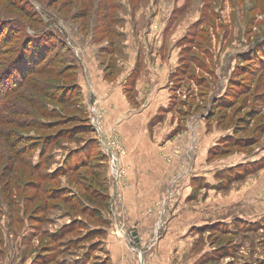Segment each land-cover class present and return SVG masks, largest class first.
<instances>
[{
    "label": "rangeland",
    "instance_id": "obj_1",
    "mask_svg": "<svg viewBox=\"0 0 264 264\" xmlns=\"http://www.w3.org/2000/svg\"><path fill=\"white\" fill-rule=\"evenodd\" d=\"M172 14L174 36L166 37V48L168 53L173 46L179 50L180 71L169 85L172 109L150 133L152 138L163 133L165 143L175 141L180 172L157 208L140 204L133 209L126 198L132 188L128 174L115 183L110 159H96L103 154L99 142L90 166L58 172L69 153L85 143L92 147L98 139L85 129L90 121L81 119L89 118L88 111L81 115L75 102H55L53 95L74 83L68 67L76 63L63 50L65 44L81 65L84 59L94 62L105 81L119 82L130 73L138 48L146 52L147 44L151 48L161 42ZM0 15L4 24L13 19L22 29L13 33V39L22 38L18 47L14 40V47L3 49L0 74L19 63L24 53L19 45L35 31L47 32L49 61L59 62L45 65L43 75H29L30 82L7 99L0 113V264H264V0H0ZM121 33L130 51L117 55ZM154 65L144 73L140 95H157L158 83L166 78ZM128 85L123 96L139 107L137 97L129 100ZM236 85L242 86L237 98L229 93L239 89ZM88 93L94 100L92 86ZM94 106L101 112L103 131L120 135L105 129L107 110ZM142 114L138 110L133 120ZM194 118L201 125L188 130ZM80 129L86 132L78 137L80 143L58 140ZM120 136L123 164L127 151ZM43 140L61 144L52 149L54 161L33 170L29 164L37 166L36 143ZM209 145L214 149L210 159L208 152L204 157ZM28 152L34 153L29 162ZM186 176L188 182L198 178L194 186L190 180L188 195V182H181ZM105 180L112 199L102 212L103 227L83 210H92L86 198L93 193L101 197L99 185L105 188ZM174 186L179 188L173 205ZM66 227L68 233H62Z\"/></svg>",
    "mask_w": 264,
    "mask_h": 264
},
{
    "label": "crops",
    "instance_id": "obj_2",
    "mask_svg": "<svg viewBox=\"0 0 264 264\" xmlns=\"http://www.w3.org/2000/svg\"><path fill=\"white\" fill-rule=\"evenodd\" d=\"M168 23L169 21H166L161 37L162 40L156 47L153 44H149L151 45V48H149L147 44L146 52L142 48H138V54L137 56L135 55L136 58L133 67L127 68L126 74L130 73L121 81L119 80V82L117 81L115 83L105 81L100 67L95 65L94 62L91 63L89 61L87 64L86 61L85 63V59L82 62V69L79 76V85L82 89L84 104L87 111L88 106L93 105L94 102L104 107V109L107 110V117L104 124L105 129L108 131L117 129L124 139L127 156L123 164L129 169L127 181L132 186V188L127 191L128 194H126V198H129L131 201L133 209H137L140 204L157 208L156 203L160 199H164L167 193L169 194L173 185L172 182L175 176L180 172L181 164L178 163L180 161V154H177L180 150L174 149L175 141L168 142L166 140L167 142L165 143V135L163 133L153 138L150 133V122L159 115L161 109L167 108L170 102V77L177 69L179 61V50L175 48V46L171 48V51L169 49V53L167 52L166 37H168V35L174 36L171 34L173 29L167 31L169 33H166V30L169 29ZM127 48L128 47L124 49L125 53L130 51V49ZM152 48L156 51H153ZM174 59L176 63L172 64ZM91 60L95 61L94 58ZM137 63H140L142 66V71L136 83V97L139 107L132 106L123 96L124 86L133 73V70L136 68ZM154 64H157L160 70L167 73L166 78L163 80V83H158V86H160L156 89L157 95L154 96L152 94L149 97L140 95L139 84L142 80L144 81V73L151 71L153 69L151 66H156ZM158 77L159 76H157L155 72V78L157 79ZM90 86H92L95 93L94 100L89 93L87 94ZM138 110L141 112L143 110L142 119L135 122V120H133V114L138 113ZM142 120H144V128L141 126L139 127ZM190 125L200 126L201 123L198 119L194 118L190 121L187 128L188 130H190ZM139 130L140 133H138ZM197 136L199 138L198 140H200L201 134ZM210 146L211 145L205 150L204 157H207ZM186 177H182L183 180H181L184 185L188 182V177ZM191 179L192 176L189 178L188 186L186 187L187 195L189 194ZM174 187L175 190L172 192L173 195L171 198V204L173 205L176 203L173 199L180 185L179 187ZM176 211L178 210L175 209V212ZM153 217L155 218L156 214L149 218Z\"/></svg>",
    "mask_w": 264,
    "mask_h": 264
},
{
    "label": "trees",
    "instance_id": "obj_3",
    "mask_svg": "<svg viewBox=\"0 0 264 264\" xmlns=\"http://www.w3.org/2000/svg\"><path fill=\"white\" fill-rule=\"evenodd\" d=\"M185 9H178L177 11H179V13H182ZM3 15H0V17H2ZM174 15L172 14V16L170 17L169 23H168V30H166V33H168L167 31H169L172 27V25L174 23H176V17H173ZM5 17V16H3ZM7 20L9 21L8 24H4V20H1L0 18V57L4 56L3 54V49H6L5 47L8 45H12V47H14L13 45L20 39V37L14 38V32L16 31H21L22 29L17 27L16 24L11 23L13 21V19H9L7 18ZM122 21V20H121ZM120 21V22H121ZM124 21V20H123ZM200 24V20L197 21L192 28H196L198 25ZM55 30V29H54ZM57 36L59 35V37L63 40L65 35L58 30L53 31ZM39 32L35 31V33L33 35H28V37L22 41V43L19 45L20 46V53L24 52L21 55V58L19 60V63L15 66H11V68L2 71V73L0 74V113L5 111L6 106V101L7 99H10L11 97H13L19 90L23 89V87H25L26 84H28L30 82V80H28V78L30 79V77H34V75H43L45 74V65L47 64H51V62H54L55 64H59V62H55L54 60H50L49 61V55L51 54V51H49L50 47L47 46V41L48 39H46L48 36L45 37V35L47 34L46 31H43L41 34H38ZM120 35V34H119ZM51 38H53V36H50ZM56 38V37H55ZM124 38V34L121 33L120 35V42L117 44V46H115V50H114V54L117 55H121L124 52L125 46H123V42L122 39ZM13 39V40H12ZM14 40L16 41L14 43ZM18 41L15 46L17 45L18 47V43L20 42ZM65 41V39H64ZM66 43V42H65ZM178 47V46H177ZM63 49L64 51H66V53H69L68 57H71L72 60L76 63V65L72 64L73 68H69L68 69L70 71H73L72 73H74V83L71 87H69L67 90H64L63 93H60L61 95H53L54 97L57 98H53L55 100V102H60V103H66V104H71L74 102L77 104V107L79 109V112L81 113V115H85V111L87 112L86 106L84 104V98H83V93H82V89L79 85V76L81 73V69H82V65L79 63L78 59L75 56L74 50L71 47L70 44H65ZM61 51L58 50L57 54L60 53ZM264 57V56H261ZM17 58V56H16ZM64 60V59H63ZM262 61V59L260 60ZM23 63V65H22ZM116 67V66H115ZM53 67L50 66L49 69H52ZM179 70L180 66L177 67ZM175 70V72H173L171 74L170 77V84H171V80L173 78L174 75L178 74V72ZM31 71V74H28V72ZM48 71V70H47ZM75 71V72H74ZM142 71V66L140 63H137L136 68L133 70V73L131 74V76L128 78L126 85H128L129 88V100L130 101H136V83L137 80L140 76V73ZM29 75H31L30 77H28ZM33 75V76H32ZM111 76V74L109 75ZM233 81V80H232ZM18 84H20L18 87H16ZM234 87V86H232ZM236 87H238L239 89H235L229 92L230 94H232L233 97H236L239 95L238 93L240 92V87L242 86H238L236 85ZM17 88V89H16ZM244 88V87H243ZM242 88V90H243ZM171 94H172V88H170ZM247 91V90H246ZM133 95V96H132ZM52 97V96H51ZM173 95L170 98V102L172 101ZM170 104H168L167 108L161 109L159 112V115L156 116L151 122H150V128L154 127L156 124L160 123L162 120L161 118L163 117L162 115L168 113L171 111L172 109V105L169 106ZM85 113V114H84ZM88 114V112H87ZM36 117V116H33ZM81 119L84 120H88L89 118L87 116L82 117ZM43 126H47L49 124L43 123L41 124ZM85 129L89 130L88 133L89 134H95V129L90 125V124H86L85 125ZM84 130H78V131H74L72 133V135H63L62 138L58 137V140L61 141H65V140H70L71 142H76L77 144L80 143V140H78V137L81 136L82 134H86V132H83ZM176 133V131H175ZM54 136H56L55 134H53ZM46 137H53L52 135L50 136H46ZM54 139V138H51ZM60 142V141H59ZM59 142H54L52 144H49L48 142H45L44 140L36 143L37 145V149H39V160L37 162V166L35 165H30V168L33 170H39L40 168H44L46 166L49 165V163H51V161H54V153L56 151L52 150L53 147H58V143ZM98 140L93 139V144L94 146L89 147L86 145V143L83 141V143H85L84 145L80 146L78 150H75L72 153H69L68 156L66 157V160L63 164V166L58 170V172L60 173H67V172H73L76 169H78L79 167L82 168V166L87 167L90 166L91 163L93 162V160L96 158L95 155L96 153H98V151H100L99 148V144H98ZM81 143V144H83ZM59 143V147H60ZM226 145H229L228 143ZM218 146L214 147L217 148ZM94 149V151H92ZM212 150H214L213 148L210 149L208 151V159H210V157H212L214 155V153L212 152ZM30 152V151H29ZM24 153L26 155H29V159H27V161L29 162L30 160L32 161V158L30 159V156L33 154L32 153ZM22 154V155H24ZM98 155L100 157H97L96 159L100 158L102 161L106 160L107 161V156L103 153V154H99ZM45 165V166H44ZM44 166V167H43ZM96 176H94L95 178ZM198 178H192L191 179V184L192 186H194V182H197ZM110 184V183H109ZM99 188L102 191V196L100 197V195H95L94 193L91 195H88L86 198V201L90 203V205L93 207L92 210H86L84 208L83 211H88L86 213V215L88 217H91L94 219V221H98L99 223H101V225L103 227H106L107 224L105 223V221H102L103 219V211L104 210H108L109 208V202L110 199H112V196L110 194V186L107 187L106 185V180H105V188L101 185H99ZM99 196L98 199H96ZM68 201H71V198H68ZM91 201H93L94 203H92ZM98 207H102L103 209H99ZM73 228V225H72ZM68 229L69 227H66V229L64 231H62V233H68ZM61 233V234H62Z\"/></svg>",
    "mask_w": 264,
    "mask_h": 264
},
{
    "label": "built area",
    "instance_id": "obj_4",
    "mask_svg": "<svg viewBox=\"0 0 264 264\" xmlns=\"http://www.w3.org/2000/svg\"><path fill=\"white\" fill-rule=\"evenodd\" d=\"M77 53V50H76ZM89 121L91 126L95 129L97 139L101 145L103 153L110 159L111 172L115 178V183H118L123 178L127 177L126 170L123 167L122 159L124 157V148H122L121 136L118 134H109L104 132L101 126V112L93 105L88 106ZM115 137L112 141L111 136ZM195 140L192 144H194ZM179 154V153H177ZM178 156V155H177ZM190 159V157H188ZM178 178V177H177ZM177 178L175 179L177 181ZM175 184V183H174Z\"/></svg>",
    "mask_w": 264,
    "mask_h": 264
},
{
    "label": "water",
    "instance_id": "obj_5",
    "mask_svg": "<svg viewBox=\"0 0 264 264\" xmlns=\"http://www.w3.org/2000/svg\"><path fill=\"white\" fill-rule=\"evenodd\" d=\"M133 238L137 241V234L136 233L133 234Z\"/></svg>",
    "mask_w": 264,
    "mask_h": 264
}]
</instances>
